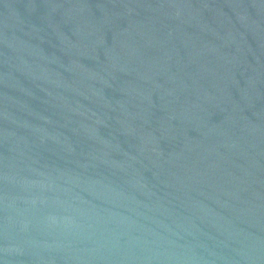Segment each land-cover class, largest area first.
I'll list each match as a JSON object with an SVG mask.
<instances>
[{"label": "water", "instance_id": "obj_1", "mask_svg": "<svg viewBox=\"0 0 264 264\" xmlns=\"http://www.w3.org/2000/svg\"><path fill=\"white\" fill-rule=\"evenodd\" d=\"M0 264H264V0H0Z\"/></svg>", "mask_w": 264, "mask_h": 264}]
</instances>
